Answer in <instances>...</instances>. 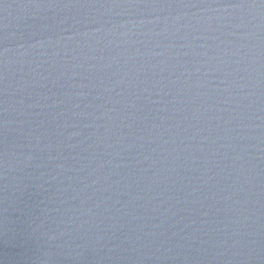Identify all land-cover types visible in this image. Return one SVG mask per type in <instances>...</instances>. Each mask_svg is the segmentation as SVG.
Returning a JSON list of instances; mask_svg holds the SVG:
<instances>
[{"label":"water","instance_id":"obj_1","mask_svg":"<svg viewBox=\"0 0 264 264\" xmlns=\"http://www.w3.org/2000/svg\"><path fill=\"white\" fill-rule=\"evenodd\" d=\"M0 264H264V0H0Z\"/></svg>","mask_w":264,"mask_h":264}]
</instances>
